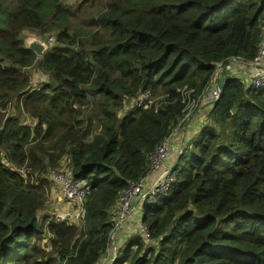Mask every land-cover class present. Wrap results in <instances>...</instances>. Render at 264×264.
<instances>
[{
  "label": "trees",
  "instance_id": "obj_1",
  "mask_svg": "<svg viewBox=\"0 0 264 264\" xmlns=\"http://www.w3.org/2000/svg\"><path fill=\"white\" fill-rule=\"evenodd\" d=\"M95 3L81 31L63 0H0V264H101L120 195L184 118L179 90L204 96L264 34V0ZM25 32L55 41L38 58ZM146 90L155 103L137 108ZM207 112L167 197L142 208L149 241L110 264H264V88L225 79ZM60 168L89 187L83 226L48 215Z\"/></svg>",
  "mask_w": 264,
  "mask_h": 264
},
{
  "label": "built area",
  "instance_id": "obj_2",
  "mask_svg": "<svg viewBox=\"0 0 264 264\" xmlns=\"http://www.w3.org/2000/svg\"><path fill=\"white\" fill-rule=\"evenodd\" d=\"M48 44H51V40ZM237 63L243 64L241 60L236 59H231L226 64H218L215 69L213 81L204 96L194 97V91L187 88L179 90L181 102L185 106L183 111L184 118L174 128L170 136L157 145L150 154L146 175L137 181L128 182L127 188L120 195L112 210V216L116 224L115 230L122 225L135 222L139 237L143 242L149 241V228L141 221L142 218L139 217V214L143 211L142 208L144 205H153L159 198L167 197L169 190L176 182L175 167L168 164L170 153L174 151V148L171 147V140L181 135L184 126L195 110L199 109L205 103L213 104L220 98L225 79H238L253 90L264 88V34L258 48L257 56L249 64V73L245 72V75L240 74L235 68ZM153 103H155V100L153 99L151 91L146 90L137 99V108L148 107ZM49 176L53 181L62 183V197L66 201L77 202L82 206V210L79 208L77 210L79 212L70 218L72 221L78 222L84 214V199L89 193V187L82 180L74 177H65L53 171L49 173ZM153 176L155 177L154 181L149 183ZM137 205H141L142 208L138 210ZM54 219L59 223L70 220L64 215H57Z\"/></svg>",
  "mask_w": 264,
  "mask_h": 264
},
{
  "label": "rangeland",
  "instance_id": "obj_3",
  "mask_svg": "<svg viewBox=\"0 0 264 264\" xmlns=\"http://www.w3.org/2000/svg\"><path fill=\"white\" fill-rule=\"evenodd\" d=\"M64 4L67 6H73L74 10H75V14L77 16V19L75 21V26L76 28L80 29V25L81 23L88 19L89 17H96L99 12L101 11V6H95L94 7H89L92 3L94 4L95 0H88L87 3H84V0H63ZM82 31V30H81ZM24 39L26 41V44L28 45L30 41L35 40V41H39L42 44H46L47 45V50L50 47L49 46V41L51 40V46L53 45L54 41H55V37L52 34H45L42 37L40 36H36L34 34H31L29 32H25L24 34ZM44 78V77H43ZM210 105V104H208ZM202 122V123H201ZM200 123L202 124L203 127V120L200 118L199 119V124H197L198 126H201ZM196 124V123H195ZM200 136L201 133L196 134L193 138H192V142L188 143L186 148H185V152H184V156H185V160L187 161L191 155L194 153L195 148H196V143H199L200 141ZM184 162V161H183ZM182 162V163H183ZM53 172L62 174L65 177H73L71 174L68 173L67 169H63V170H53ZM20 174H24V172L20 171ZM50 177V176H49ZM49 199H48V204H47V210H48V215H64V216H68L70 214H72L71 210H69L67 208V204L73 207H79L81 209V205L77 202H73V201H65L63 203H59L56 198L60 200V194L62 196V183L61 182H55L53 181L51 178H49ZM61 202V200H60ZM82 210V209H81ZM143 211L139 214V217L142 218L143 216ZM136 215V214H134ZM67 219H70L69 217H67ZM71 220V219H70ZM83 220H84V214L83 216L78 220L80 226H83ZM72 221V220H71ZM74 222V221H73ZM129 227H133L136 232V225L135 222H131L130 224H128Z\"/></svg>",
  "mask_w": 264,
  "mask_h": 264
},
{
  "label": "crops",
  "instance_id": "obj_4",
  "mask_svg": "<svg viewBox=\"0 0 264 264\" xmlns=\"http://www.w3.org/2000/svg\"><path fill=\"white\" fill-rule=\"evenodd\" d=\"M248 67H249V65H247L245 63H243V64H238L237 63L236 66H235V68L239 71V73L243 74V75H245V72L249 73L248 72ZM207 106H208V104L205 103L204 105H202L199 108V110L195 114L193 113V115L190 117V119L187 122V124L184 126V128H183V130L181 132V135L180 136H176L173 140H171V147L174 148V151L170 153V156H169V159H168V164L171 165L172 167L176 166V160H177L178 156H180L182 154L183 149L186 148L187 144L192 142V138L196 134H198V132H199V134L201 133V130L203 128L202 124H201L202 122L200 123L201 126H198L197 124H199V119L200 118L203 120V126L206 124L207 116H208V114H207L208 113L207 112ZM61 165L63 166L64 164L61 163ZM63 169H65V168H60V170H63ZM154 179H155V177L153 176L150 179L149 183L154 181ZM56 200L59 203H63V202L66 201L61 196V194H60L61 202H60L59 198L58 199L56 198ZM66 206L72 212V214L67 216L69 218H72L76 213L79 212V211H77L79 209V207H73L72 204H71V206L68 205V204ZM83 208H84V206H83ZM141 208H142L141 205H137V209L138 210H140ZM137 213H139V212H137ZM55 216H57V215L51 216L52 220H55L54 219ZM120 228H121V230L116 232V234H115V236L113 238V241H111V243H110V249L111 250L108 251L107 255L102 260L101 264H110L115 259V257L120 253V251H122L121 249L123 248V246H125V244L127 242L131 241V238H135L136 235H138V232H136V230L133 229V227H129L128 225H122V226H120Z\"/></svg>",
  "mask_w": 264,
  "mask_h": 264
},
{
  "label": "water",
  "instance_id": "obj_5",
  "mask_svg": "<svg viewBox=\"0 0 264 264\" xmlns=\"http://www.w3.org/2000/svg\"><path fill=\"white\" fill-rule=\"evenodd\" d=\"M28 48L34 52V54L38 57V58H41L44 53L46 52L47 50V45L46 44H42L40 43L39 41H35V40H32L29 42L28 44ZM222 81V80H221ZM181 156V155H180ZM180 156H178L177 160H176V164L178 162V160L180 159Z\"/></svg>",
  "mask_w": 264,
  "mask_h": 264
}]
</instances>
